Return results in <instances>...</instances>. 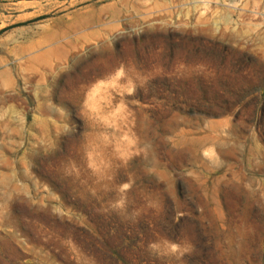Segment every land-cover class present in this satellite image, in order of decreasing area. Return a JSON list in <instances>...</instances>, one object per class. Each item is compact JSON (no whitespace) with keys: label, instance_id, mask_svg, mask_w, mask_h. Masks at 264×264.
Listing matches in <instances>:
<instances>
[{"label":"rangeland","instance_id":"374dc122","mask_svg":"<svg viewBox=\"0 0 264 264\" xmlns=\"http://www.w3.org/2000/svg\"><path fill=\"white\" fill-rule=\"evenodd\" d=\"M0 264H264V0H0Z\"/></svg>","mask_w":264,"mask_h":264}]
</instances>
